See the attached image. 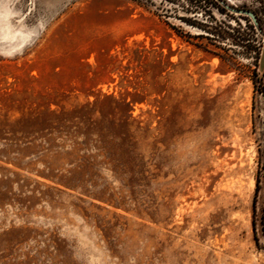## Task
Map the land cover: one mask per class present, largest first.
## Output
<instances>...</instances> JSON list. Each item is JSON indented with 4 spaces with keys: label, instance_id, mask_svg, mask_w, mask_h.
Returning a JSON list of instances; mask_svg holds the SVG:
<instances>
[{
    "label": "rangeland",
    "instance_id": "1",
    "mask_svg": "<svg viewBox=\"0 0 264 264\" xmlns=\"http://www.w3.org/2000/svg\"><path fill=\"white\" fill-rule=\"evenodd\" d=\"M219 8L0 0V264H264V37Z\"/></svg>",
    "mask_w": 264,
    "mask_h": 264
},
{
    "label": "water",
    "instance_id": "2",
    "mask_svg": "<svg viewBox=\"0 0 264 264\" xmlns=\"http://www.w3.org/2000/svg\"><path fill=\"white\" fill-rule=\"evenodd\" d=\"M218 2H219V4H220L221 6H223V7L226 8L227 10L235 11V12H238V13H244V14H246L251 20H253V22H254V27H255L256 32H257L261 37H264V33L259 29L258 23H257L256 20H255V15L253 14L252 11H250V10H241V11H238V10H236L235 8H233V7H231V6L227 5V4H225L223 0H218ZM263 67H264V64L262 65V70H263Z\"/></svg>",
    "mask_w": 264,
    "mask_h": 264
},
{
    "label": "trees",
    "instance_id": "3",
    "mask_svg": "<svg viewBox=\"0 0 264 264\" xmlns=\"http://www.w3.org/2000/svg\"><path fill=\"white\" fill-rule=\"evenodd\" d=\"M213 2L215 3V5L219 8V2H218V0H213ZM220 9V8H219ZM251 11V10H250ZM253 12V11H252ZM253 14H254V12H253ZM256 17V16H255ZM259 29H261V27L259 26ZM262 72H264V67H263V70H262ZM256 76H257V79H258V81L260 82V83H263L262 82V77L260 76V75H258V73H256ZM261 92H263L264 93V85H262V91ZM254 229H255V224H254Z\"/></svg>",
    "mask_w": 264,
    "mask_h": 264
},
{
    "label": "bare ground",
    "instance_id": "4",
    "mask_svg": "<svg viewBox=\"0 0 264 264\" xmlns=\"http://www.w3.org/2000/svg\"><path fill=\"white\" fill-rule=\"evenodd\" d=\"M228 1H230V0H228Z\"/></svg>",
    "mask_w": 264,
    "mask_h": 264
}]
</instances>
